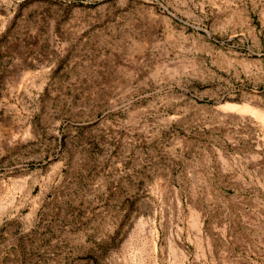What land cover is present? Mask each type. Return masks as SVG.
Masks as SVG:
<instances>
[{
	"label": "rangeland",
	"instance_id": "374dc122",
	"mask_svg": "<svg viewBox=\"0 0 264 264\" xmlns=\"http://www.w3.org/2000/svg\"><path fill=\"white\" fill-rule=\"evenodd\" d=\"M258 114L264 0H0V264H264Z\"/></svg>",
	"mask_w": 264,
	"mask_h": 264
},
{
	"label": "bare ground",
	"instance_id": "6f19581e",
	"mask_svg": "<svg viewBox=\"0 0 264 264\" xmlns=\"http://www.w3.org/2000/svg\"><path fill=\"white\" fill-rule=\"evenodd\" d=\"M234 107V106H233ZM249 108V107H248ZM243 110V109H242ZM250 110V109H249ZM248 110V111H249ZM251 112V111H250ZM252 112H254V111H252ZM251 112V113H252ZM255 113V112H254ZM261 113H263V112H261ZM259 115V114H258ZM264 115V114H263ZM262 114L261 115H259V118H260V120L262 121V122H264V116H263Z\"/></svg>",
	"mask_w": 264,
	"mask_h": 264
}]
</instances>
